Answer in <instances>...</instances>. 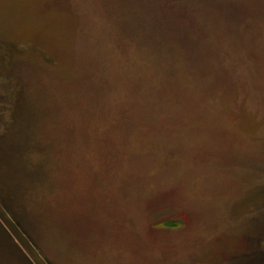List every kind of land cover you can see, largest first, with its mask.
<instances>
[{
	"label": "rangeland",
	"instance_id": "1",
	"mask_svg": "<svg viewBox=\"0 0 264 264\" xmlns=\"http://www.w3.org/2000/svg\"><path fill=\"white\" fill-rule=\"evenodd\" d=\"M0 264H264V0H0Z\"/></svg>",
	"mask_w": 264,
	"mask_h": 264
}]
</instances>
